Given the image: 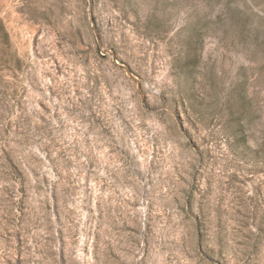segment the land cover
Wrapping results in <instances>:
<instances>
[{
	"label": "rangeland",
	"instance_id": "obj_1",
	"mask_svg": "<svg viewBox=\"0 0 264 264\" xmlns=\"http://www.w3.org/2000/svg\"><path fill=\"white\" fill-rule=\"evenodd\" d=\"M0 264H264V0H0Z\"/></svg>",
	"mask_w": 264,
	"mask_h": 264
}]
</instances>
